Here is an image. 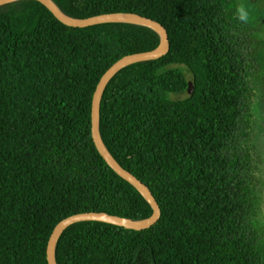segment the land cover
I'll return each instance as SVG.
<instances>
[{
	"label": "trees",
	"instance_id": "obj_1",
	"mask_svg": "<svg viewBox=\"0 0 264 264\" xmlns=\"http://www.w3.org/2000/svg\"><path fill=\"white\" fill-rule=\"evenodd\" d=\"M52 1L79 19L155 20L171 45L120 71L100 113L104 144L150 188L160 221L144 231L76 223L58 241L57 264H264V161L248 116L264 85V45L239 20L240 1ZM160 43L133 24L67 27L37 1L0 7V264H48L53 230L76 214L152 217L97 151L91 115L108 69Z\"/></svg>",
	"mask_w": 264,
	"mask_h": 264
},
{
	"label": "water",
	"instance_id": "obj_2",
	"mask_svg": "<svg viewBox=\"0 0 264 264\" xmlns=\"http://www.w3.org/2000/svg\"><path fill=\"white\" fill-rule=\"evenodd\" d=\"M23 0H0V7ZM41 3L46 7L53 16L63 25L71 28H88L100 24L121 23L133 24L150 28L157 32L160 36L161 43L158 48L144 53L128 55L117 61L111 66L108 71L100 79L97 88L94 92L92 101V115H91V133L93 143L102 156L107 165L123 180L131 184L140 194L147 200L154 210L152 217L144 220H132L120 216L110 215L105 212H88L70 216L62 220L53 230L48 246H47V262L48 264H57L56 262V247L63 232L70 226L80 222H101L113 226L121 227L127 230L144 231L154 227L162 217L161 208L152 194L150 188L134 176L131 172L124 169L121 164L109 152L103 142L100 132V118H101V103L104 93L113 80V78L123 69L142 62L158 60L169 54L171 50L170 38L166 28L159 22L143 17L135 13H113L94 16L86 19L74 18L66 15L52 0H32ZM189 90L193 91L195 88L193 79L188 82Z\"/></svg>",
	"mask_w": 264,
	"mask_h": 264
},
{
	"label": "rangeland",
	"instance_id": "obj_3",
	"mask_svg": "<svg viewBox=\"0 0 264 264\" xmlns=\"http://www.w3.org/2000/svg\"><path fill=\"white\" fill-rule=\"evenodd\" d=\"M239 1L240 6L243 5L245 10L249 14L248 21L254 23L256 28L259 30L260 20H263V18L260 19V0ZM257 71L260 74V65L257 66ZM189 77L190 76L188 74V78ZM255 101L257 102L256 104H254ZM252 102L253 103L251 104V107L249 109L251 110L249 113L250 115L248 114V116H250L251 119L254 121V123L251 125L253 127V130L251 132V144L254 145L253 156L255 160L260 164V162L264 161V110H260L261 107L259 93L253 98ZM262 175L264 179V164Z\"/></svg>",
	"mask_w": 264,
	"mask_h": 264
},
{
	"label": "flooded vegetation",
	"instance_id": "obj_4",
	"mask_svg": "<svg viewBox=\"0 0 264 264\" xmlns=\"http://www.w3.org/2000/svg\"><path fill=\"white\" fill-rule=\"evenodd\" d=\"M263 18V20H260V34L263 37V43L264 45V0H260V19ZM262 65H260L261 68ZM259 80L264 81V71L260 69V74H259ZM259 98H260V110H264V85L260 86V92H259Z\"/></svg>",
	"mask_w": 264,
	"mask_h": 264
},
{
	"label": "clouds",
	"instance_id": "obj_5",
	"mask_svg": "<svg viewBox=\"0 0 264 264\" xmlns=\"http://www.w3.org/2000/svg\"><path fill=\"white\" fill-rule=\"evenodd\" d=\"M237 12H238V16H239V20L247 22L249 19V14L248 12L245 10L244 6L241 5L240 7L237 8Z\"/></svg>",
	"mask_w": 264,
	"mask_h": 264
}]
</instances>
